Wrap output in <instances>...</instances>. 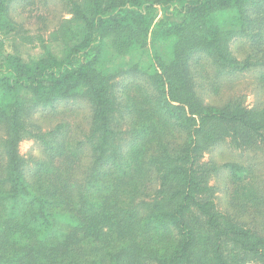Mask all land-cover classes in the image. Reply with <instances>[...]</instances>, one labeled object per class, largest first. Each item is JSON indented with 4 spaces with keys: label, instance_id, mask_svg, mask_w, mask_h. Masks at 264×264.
Instances as JSON below:
<instances>
[{
    "label": "trees",
    "instance_id": "16d2710c",
    "mask_svg": "<svg viewBox=\"0 0 264 264\" xmlns=\"http://www.w3.org/2000/svg\"><path fill=\"white\" fill-rule=\"evenodd\" d=\"M19 1L0 0V264H264V232L218 209L209 179L222 166L202 161L226 139L264 147V105L203 103L189 67L195 54L218 75L264 67V44L256 59L228 46L264 39V0H60L67 15L49 37L11 17ZM128 73L144 84H118ZM66 99L91 109L75 145L65 124L31 119ZM27 138L45 155L30 176ZM82 145L91 162L78 183Z\"/></svg>",
    "mask_w": 264,
    "mask_h": 264
},
{
    "label": "rangeland",
    "instance_id": "374dc122",
    "mask_svg": "<svg viewBox=\"0 0 264 264\" xmlns=\"http://www.w3.org/2000/svg\"><path fill=\"white\" fill-rule=\"evenodd\" d=\"M67 10L60 0H22L10 8L11 17L22 28L33 36L49 33L56 29ZM30 34V35H31ZM18 37V36H17ZM19 38V37H18ZM20 40V39H19ZM264 39L259 38L253 42L246 37H234L229 43L232 54L243 59L248 55H255L253 59L262 55ZM33 45L25 43V55L37 54ZM199 56V57H198ZM121 65L129 57H120ZM124 69L128 64L123 65ZM190 71L194 88L203 103L221 104L225 101L237 99L247 107L264 105V67L259 65L243 72L218 71L211 59L204 54H195L190 60ZM137 76L131 73L117 78L118 84L134 85L144 84ZM134 93L136 90L132 89ZM125 100V97L121 99ZM91 109L89 104L82 99H66L47 107H38L31 115L33 122L48 130L57 123L67 126L68 135L73 145L84 138L90 124ZM129 118V117H128ZM81 153L73 163L71 180L80 182L88 172L87 166L91 162L90 150L82 145ZM19 153L26 161V174L30 176L34 163L45 158L43 147L34 139H24L19 144ZM69 159L60 161V169L68 163ZM203 162L212 161L222 166L217 174L209 179V184L215 189V202L222 212L230 214L233 218L245 223L247 226L264 232V147L253 145L251 147H236L229 139L222 141L202 157ZM225 163H236L247 172V177L236 180L231 172L223 168ZM246 264H259L248 262Z\"/></svg>",
    "mask_w": 264,
    "mask_h": 264
}]
</instances>
